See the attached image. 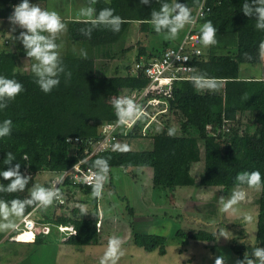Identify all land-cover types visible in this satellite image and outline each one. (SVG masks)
Masks as SVG:
<instances>
[{"label":"trees","instance_id":"16d2710c","mask_svg":"<svg viewBox=\"0 0 264 264\" xmlns=\"http://www.w3.org/2000/svg\"><path fill=\"white\" fill-rule=\"evenodd\" d=\"M44 1L31 0L40 7ZM200 1L180 0L190 8L192 16ZM19 2L0 0V21L8 18ZM161 2L151 0L149 4H142L140 0H95L92 6L96 13L103 8H113L114 14L121 16L123 23L119 32H113L102 25L93 27L91 17L66 20L67 43L65 50L60 53L65 73L60 74L59 85L49 93L41 91L31 67L27 71L20 69V57H27L23 46L15 44L12 50L0 41V75L14 78L23 85L17 97L0 110V121L11 119L13 122L11 134L0 138V170L19 163L21 173L29 175V183L23 192H0V199L10 201L14 198H28L35 176L44 171L50 176L43 186L50 187L53 176L86 157L83 151L88 145L85 141L100 138L101 125L117 120L113 100L107 101L105 97H124L126 95L120 93L122 89H140L147 81L140 73H133L132 65L129 64L124 65L122 73L108 74L97 67L96 59L100 56L108 59L115 57L116 52L112 51V47L121 45L120 40L131 23L138 24V32L141 34H166L155 32L151 23V11L158 10ZM205 3L209 10L198 19L195 31L200 36L202 24L211 21L217 29V42L209 46L202 44V55L194 62L191 74L205 80L212 79L217 87L212 90L206 87L200 89L194 86L193 79L175 80L171 86V96L165 98L167 110L163 115H175L180 132L169 136V126L165 123L160 129L152 128L143 134L141 118L146 116L142 115L129 129L119 128L116 135L118 139L122 137L129 141L150 133V148L119 151L112 147L86 157L81 166L92 167L97 158L103 157L108 160L109 171L115 166L150 168L153 188L192 186L195 180L190 169L192 163L200 159L201 145L203 169L199 175V185L219 187L222 195H231L236 186H247L236 182L235 176L239 172L259 170L264 179V75H240L241 64L256 65L264 60L261 48L264 30L255 27V17L243 13V0H205ZM88 28H92L90 37L82 31ZM170 42L168 38L154 51L139 46L134 61L139 60L140 56L160 55ZM81 49L87 52L86 58L80 55ZM128 49L122 48L120 51ZM29 63L32 65L33 61L30 59ZM66 73H70V76ZM241 112L254 115L257 124L253 129L245 126L239 131L238 126L230 127L228 123H238ZM76 136L82 142L73 145L68 138ZM8 152H12L16 158L12 165L4 164ZM0 182L7 183L3 178H0ZM77 189L92 195L91 185H74L67 177L59 184V192L66 199L67 190L72 193ZM96 200L92 196L94 203ZM64 203L65 200L63 203L55 200L53 207L59 211ZM256 203L254 242L230 245L237 260H242L244 256L251 257L255 247H264V187L259 188ZM37 209L28 206L25 214L30 212L33 218ZM97 219L85 213L82 215L79 208H71L68 215L59 214L54 219L41 217L39 221L47 224L49 231L42 233L36 228L32 243L41 242L53 228L58 231L57 225L60 224L72 225L75 230L74 234L67 236L66 243L74 246L88 245L98 240L100 222L96 226ZM20 232L11 231L9 237ZM176 235L196 241H211L214 238L213 231L204 228L189 232L178 230ZM132 243L146 251L156 250L160 255L166 253L165 237L161 234L134 231Z\"/></svg>","mask_w":264,"mask_h":264},{"label":"rangeland","instance_id":"374dc122","mask_svg":"<svg viewBox=\"0 0 264 264\" xmlns=\"http://www.w3.org/2000/svg\"><path fill=\"white\" fill-rule=\"evenodd\" d=\"M88 6L89 0H45L41 8L56 11L66 23L68 19L88 17L82 15L80 11ZM0 27L1 42L6 43L12 50L15 48V44L23 46L20 40L16 39L23 29L12 25L8 18L0 21ZM188 27L189 25H185L175 39H170V45H175ZM66 35L67 33L64 32L56 41L60 53L65 50ZM167 39V35L161 33L141 34L138 32V24L136 22L131 23L120 40L121 45L112 47V51L116 52L115 57L113 59L98 57L96 59L97 67L105 70L108 74L122 73L124 65L133 64L134 55L139 46H145L146 50L154 51L155 48H160L162 42L167 41ZM231 46L233 49L234 44ZM122 48L129 49L121 52L120 49ZM30 59L25 56L20 57L19 67L21 70L27 71L31 67ZM31 60L33 61V59ZM240 75L261 77L264 75V60L262 59L256 65L241 64ZM121 91L125 92L126 89ZM105 100L113 99L105 97ZM162 106L158 105V107ZM151 109L152 107H148L145 111L151 112ZM148 120V117L141 118L142 128H145V123H149L146 132L152 128L154 130L160 129L165 123L169 127H175L176 133L180 132L179 122L173 114L163 115V113H159L150 121ZM133 123L130 122V126L123 125L119 128L129 129L128 127H131ZM228 124L234 128L238 126L239 131H241L245 126L251 130L257 123L253 114L241 112L238 115L237 124ZM150 137V133L147 136L143 135L129 141L120 137L115 144L127 145L131 149L150 148ZM199 146L200 159L192 163L190 169L195 180L192 186L153 188L150 168L115 166L110 168L102 196L97 198L95 203L92 201L91 194H84L78 189L72 193L64 190L63 193H67V199L65 196L62 198L65 200L63 207H61L62 210L56 211L57 208L53 207L52 204L46 209L38 208L36 216L33 217L37 223L36 228L40 229L43 224L39 218L48 216L54 219L59 214L68 215L71 208L80 209L81 206H84L89 211L85 213L87 216L98 218L96 226L100 222V231L96 242L85 246H74L65 242L71 231H66L64 234L53 228L41 242L26 244L19 243L20 241L16 239V241H12V238L9 237L11 231H0V255L21 257L19 264H100V260L107 249L109 238L116 236L122 241L123 253L117 260V264H215L217 258H220L223 264H237V257L230 245L252 244L254 242L256 199L259 188L236 186L234 189L239 188L245 192V198L226 212L222 211L223 201L231 195H222L219 187H204L198 184L199 175L203 169V149L201 145ZM49 176L47 171L38 173L34 178L33 186H43ZM52 178L54 179L55 176ZM245 217H251V219L246 220ZM70 228L69 226L68 229L70 230ZM198 228L213 231V240L196 241L176 235L178 230L189 232ZM134 231L163 235L166 253L160 255L156 250L146 251L134 245L132 243ZM13 262L16 260H13L11 264Z\"/></svg>","mask_w":264,"mask_h":264},{"label":"clouds","instance_id":"9594fccd","mask_svg":"<svg viewBox=\"0 0 264 264\" xmlns=\"http://www.w3.org/2000/svg\"><path fill=\"white\" fill-rule=\"evenodd\" d=\"M140 2L149 4L151 0H140ZM94 3L95 0H89V6L82 8L81 14L92 18L90 23L93 27L102 25L113 32H119L123 23L121 16L114 14L113 8H103L96 13L92 6ZM242 11L249 17H255V27L258 30H264V0H243ZM8 19L12 25L23 29L16 39L22 43L26 56L34 61L31 65V71L36 78L35 82L44 93L51 92L54 87L59 85L60 74L65 73V67L58 51L59 45L56 41L67 31V24L56 11L42 9L39 4L32 3L31 0H20L14 6ZM193 22L194 18L190 8L185 3H181L180 0H172L171 3L168 0H162L160 8L151 11V23L154 31L157 33L165 32L169 39H175L185 25ZM82 31L85 36L90 37L92 28ZM216 32L217 29L211 21L204 22L200 28V42L205 46L216 44ZM261 48H264V42L261 43ZM80 55L86 58L87 52L81 49ZM184 58L187 59V57ZM66 75L70 76V73H66ZM193 84L196 87H206L209 90L217 87L214 80H205L200 76L193 78ZM22 90L21 82L0 75V110L6 108L8 103L13 101ZM112 105L119 125H128L142 116L140 106L131 97L118 96L113 99ZM12 123L11 119L0 121V138L11 134ZM167 134L174 136L176 128L169 127ZM113 150L128 151L129 149L127 145L115 144ZM15 159V155L8 152L4 164L12 165V161ZM92 167L96 169L94 176L86 177L84 182L91 185L92 196L100 198L104 183L108 178V160L103 157L97 158ZM0 178L7 181L6 184L0 182V192H23L29 183V175L21 173L19 163L0 170ZM235 180L239 185H247L250 188L264 187V179H262L259 170L239 172L235 176ZM245 195L242 189H234L231 196L223 201L222 211L226 212L232 208L233 205L242 201ZM59 197L58 188L34 185L26 199L14 198L10 201L0 199V231L17 230L19 228L17 221L25 218L26 207L34 206L35 208L46 209ZM80 211L82 215L89 212L84 206H81ZM245 219L250 220L251 217H245ZM33 238L31 233H25L18 237L20 240ZM121 245L122 241L119 237H110L100 264H117V260L123 254ZM215 264H223V261L217 258ZM237 264H264V247L253 248L251 257L244 256L242 260L237 261Z\"/></svg>","mask_w":264,"mask_h":264},{"label":"built area","instance_id":"2783aa9c","mask_svg":"<svg viewBox=\"0 0 264 264\" xmlns=\"http://www.w3.org/2000/svg\"><path fill=\"white\" fill-rule=\"evenodd\" d=\"M208 10L209 7L206 5L205 0H201L198 6L195 8L193 15L194 22L189 24V27L179 39V41L175 43V45H169L165 47L158 56H140L139 60L133 62L131 66L132 72L135 74L140 73L147 82L140 89L125 88L126 91H121V94H125L127 97L134 99V101L140 106L142 115L149 118L148 121L156 117L157 114L166 112L167 103L165 98L171 96V86L175 80L194 78V76L191 74V72L194 70V62L200 58L203 52L202 43L200 42L199 38L200 36L195 31V25L198 19L203 17L205 12ZM262 50L264 52V48ZM184 57H187V59ZM159 104L163 106L158 107ZM148 107H152L151 112L145 111ZM132 123L133 122H131V124ZM148 124L149 123H145V128L141 129L143 134H145ZM119 126L121 125L117 123V120L103 123L100 128L102 136L97 139H87L85 141L88 145L83 151L86 154V157L112 148L113 145L118 141L116 132H119ZM68 141L73 145H77L82 142V139L76 136L68 138ZM76 148L77 147L73 148V153L75 152ZM85 158H81L71 167L63 170L59 175L55 176V178L51 180L50 187L59 189V184L65 177H67L71 184L74 185H90L85 183L84 180L86 177L94 176L96 170L92 167L81 166V163ZM62 198H64V194H60V197L57 199V201L59 203H63L64 199ZM18 223V231L32 230L35 236L37 223L30 216V212L25 214V218L21 221H18ZM69 226L71 227L70 230L68 229ZM57 229L60 233L64 234L66 231H71L68 235L75 233L72 225L59 224L57 225ZM40 231L42 233H48L49 226L47 224L41 225ZM11 238L13 239L14 237Z\"/></svg>","mask_w":264,"mask_h":264},{"label":"crops","instance_id":"0c3cea01","mask_svg":"<svg viewBox=\"0 0 264 264\" xmlns=\"http://www.w3.org/2000/svg\"><path fill=\"white\" fill-rule=\"evenodd\" d=\"M86 18H90V17H79V19H86ZM180 34V33H179ZM181 38V37H180ZM18 222V221H17ZM13 241V239H12ZM15 241V240H14ZM19 243H32V241H29V242H24V241H20ZM19 258L21 257H18V256H15V257H11V256H5L4 255H0V264H11V262L14 260H16L17 264L20 263V260ZM16 262H13V264H15Z\"/></svg>","mask_w":264,"mask_h":264},{"label":"bare ground","instance_id":"6f19581e","mask_svg":"<svg viewBox=\"0 0 264 264\" xmlns=\"http://www.w3.org/2000/svg\"><path fill=\"white\" fill-rule=\"evenodd\" d=\"M25 233H31L32 234V236H34V232L32 231V230H24V231H21L20 233H17V234H15L13 237V240H19V241H24V242H29V241H32L33 239H31V240H20V239H18V237H20V236H22V235H24ZM15 240V241H16Z\"/></svg>","mask_w":264,"mask_h":264}]
</instances>
